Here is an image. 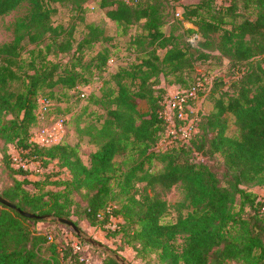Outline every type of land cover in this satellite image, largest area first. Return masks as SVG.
Listing matches in <instances>:
<instances>
[{"label": "trees", "instance_id": "trees-1", "mask_svg": "<svg viewBox=\"0 0 264 264\" xmlns=\"http://www.w3.org/2000/svg\"><path fill=\"white\" fill-rule=\"evenodd\" d=\"M87 1L0 0V17L28 6L15 22L13 39L0 45V141L4 169L11 176L0 196L37 216L24 217L0 203V264H96L82 256L85 246L103 253L99 264H124L114 250L95 247L74 231L67 241H56L33 227L37 222L66 226L58 219L71 216L78 228L77 221L86 220L106 235H119L139 264H264L263 203L251 190L264 189V0H242L253 19L239 15L240 0L183 6L178 20L195 26L186 29L198 39L195 46L163 31L162 0H98V8L117 26L125 30L140 24L135 41L145 50L139 62L113 73L95 99L106 115L99 128L102 143L86 165L77 145L39 146L30 137L39 97L52 101L56 86H87L86 67L92 75L90 66L104 71L113 59L107 49L85 65L80 56L70 66L48 58L72 49L71 31L51 22L54 4L84 10ZM86 28L76 51L105 39L102 27L87 23ZM24 37L34 44L26 58L21 56ZM209 58L227 59L233 76L214 77L208 92L213 108L200 114L189 139L157 149L168 127L162 114L167 89L158 86L159 76L175 89H189L202 78L187 84L184 73L195 60ZM203 90L202 83L198 95ZM231 125L233 134L228 133ZM9 145L24 163L43 168L56 161L69 177L56 183L59 189L28 190L24 185L30 181L16 175L26 177L29 171L14 165ZM218 156L221 163L215 165ZM154 163L161 168L154 170ZM176 186L182 197L169 203L164 194ZM171 209L175 216L168 218ZM113 217L120 222L106 228Z\"/></svg>", "mask_w": 264, "mask_h": 264}, {"label": "rangeland", "instance_id": "rangeland-1", "mask_svg": "<svg viewBox=\"0 0 264 264\" xmlns=\"http://www.w3.org/2000/svg\"><path fill=\"white\" fill-rule=\"evenodd\" d=\"M98 0H88L84 5V10H78L71 6H61L54 4L57 7V12L51 17V22L54 26L61 25L67 30L71 31L72 49L68 53H50L48 58L53 61H59L61 63H67L69 66L75 63L77 56L81 57V64H89L90 58L101 49H107L109 56L113 58L111 63H107L104 71H97L92 66L88 70L92 71V75L86 73L87 67L84 70L85 76L88 78L87 86H80L79 89H64L61 86H56L52 89V102L55 107L52 108V116L63 124L64 135L61 140L63 143L70 145H77L79 155L82 162L86 165L89 163V156L94 152L99 144L102 143V138L99 135V128L102 121L105 118L106 110L102 104L95 103V99L100 97L101 89L105 81H110V77L117 70L122 69L132 63L139 62L143 56L145 45H138L135 41L137 35L141 33L140 24H134L127 27L125 30L121 26H117L113 21L106 18L103 14V10L97 6ZM164 5V16L165 22L163 31L166 33L173 32L178 35L180 41H187L192 46H195L198 39L193 37L191 33L186 29L189 27H195L192 22H179V17L176 13H181L183 6L189 4H195L200 0H162ZM214 5H219L222 0H211ZM27 4H22L17 9L13 10L7 15L0 17V45L9 42L14 37V27L17 19L22 17L27 12ZM252 10H246L242 7V0L239 1L238 13L240 16H247L254 18L251 12ZM87 23H94L99 27L103 28V41L92 44L90 47H84L81 51H76L78 42L87 34L88 29L86 28ZM23 49L21 56L26 58L28 51L34 48V44L28 42L27 38L24 37L22 41ZM163 50H159V56H162ZM229 61L227 59H221L220 61L216 58H209L205 61L195 60L193 62V68L184 73L186 83H190L193 79L202 78L203 91L202 94L198 95L197 101L193 105V111L191 116L196 120L197 124L200 119V114L207 115L213 108L212 102L209 98V89L211 87L214 77L220 76L226 73L227 77L233 76L229 69ZM236 75V74H235ZM160 83L158 86L165 87L167 94H173L176 90L172 85L168 84L164 80L163 76H159ZM114 86V83L111 82ZM48 90L43 91L41 94H47ZM83 95V96H82ZM166 96V95H165ZM146 105L141 104L140 109L144 110ZM51 123V122H50ZM48 123V124H50ZM169 127L157 145V149L163 150L166 146V142L169 139L168 136ZM229 134L235 133V126L229 127ZM3 144L0 141V190L11 184V176L4 169L3 164ZM9 152L13 155V161L15 166L21 164L25 165L29 173L27 176L16 175L18 179H28L30 183L25 184V188L30 191H41L59 189L57 182L69 177V173L65 168H61L56 161H50L47 167L41 168L37 163H24L20 160L18 152L9 145ZM119 161L121 158H116ZM213 163L220 164L221 157L218 156L213 160ZM161 165L154 163L153 169L159 170ZM37 183V184H35ZM142 186V184H137ZM254 193L261 198L264 194L262 187H254L251 189ZM165 199L169 203H174L181 199L182 191L179 186L172 187L168 192L164 194ZM118 202L114 203L117 205ZM175 216V211L171 209L170 216ZM71 220H76V216H71ZM78 226L80 231L86 237H91L104 246L114 250L120 257L125 259V262H133L139 264V262L133 259L134 251L131 247L123 244L119 235H106L104 229L96 226H90L86 220H78ZM120 222L119 218H111L108 228ZM33 227L41 231H47L48 235L56 241L64 239L67 241L72 237L71 231L68 226L61 224H55L51 222H37L33 224ZM107 228V227H106ZM83 257L88 259L92 263L99 264L100 258L103 257V253L99 250L94 249L90 246H85L81 249ZM228 264H240L236 262H230Z\"/></svg>", "mask_w": 264, "mask_h": 264}, {"label": "built area", "instance_id": "built-area-1", "mask_svg": "<svg viewBox=\"0 0 264 264\" xmlns=\"http://www.w3.org/2000/svg\"><path fill=\"white\" fill-rule=\"evenodd\" d=\"M179 14L177 12L176 16H179ZM112 61L113 59H110L109 63ZM200 88H202V82L197 80L189 89H176L173 94L165 96L162 114L169 127L167 136L169 139L166 142V147L176 140L189 139L197 131V122L191 116V112L193 111L194 103L198 99ZM52 108L53 102L50 99L44 97L37 99L36 124L32 127L30 141L39 146H51L60 143L63 138V124L52 116ZM176 120L178 121L177 123ZM21 166L26 168L23 164ZM259 200L263 203L261 212L264 216V194ZM114 226L110 229H113ZM106 227L108 228V225ZM73 245L75 249H79L76 243H73Z\"/></svg>", "mask_w": 264, "mask_h": 264}, {"label": "water", "instance_id": "water-1", "mask_svg": "<svg viewBox=\"0 0 264 264\" xmlns=\"http://www.w3.org/2000/svg\"><path fill=\"white\" fill-rule=\"evenodd\" d=\"M0 203H2L3 205L7 206V207H10L12 209H15L20 215L24 216V217H27V218H34V217H37L35 216L34 214L30 213V212H27V211H23L19 208H17L13 203H11L10 201L4 199L3 197L0 196ZM58 222L70 227L74 232L75 234L80 237V238H83L85 242L95 246V247H98V248H105V246L100 243L99 241L91 238V237H86L84 235H82L80 229L74 224V222L72 220H69V219H65V218H59L58 219ZM117 259L122 261L121 258L119 256H117ZM124 263V262H122Z\"/></svg>", "mask_w": 264, "mask_h": 264}]
</instances>
